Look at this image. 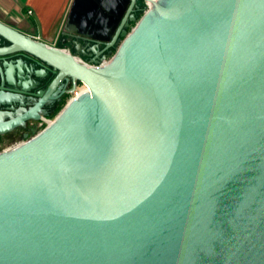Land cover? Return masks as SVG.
I'll return each mask as SVG.
<instances>
[{
    "label": "water",
    "instance_id": "1",
    "mask_svg": "<svg viewBox=\"0 0 264 264\" xmlns=\"http://www.w3.org/2000/svg\"><path fill=\"white\" fill-rule=\"evenodd\" d=\"M134 1L73 0L61 46L0 22V135L88 88L0 152V264H264V0Z\"/></svg>",
    "mask_w": 264,
    "mask_h": 264
},
{
    "label": "crops",
    "instance_id": "2",
    "mask_svg": "<svg viewBox=\"0 0 264 264\" xmlns=\"http://www.w3.org/2000/svg\"><path fill=\"white\" fill-rule=\"evenodd\" d=\"M73 0H0V14L10 15L23 33L61 46L60 31ZM28 10L31 13L28 14Z\"/></svg>",
    "mask_w": 264,
    "mask_h": 264
},
{
    "label": "flooded vegetation",
    "instance_id": "3",
    "mask_svg": "<svg viewBox=\"0 0 264 264\" xmlns=\"http://www.w3.org/2000/svg\"><path fill=\"white\" fill-rule=\"evenodd\" d=\"M133 8H132V13L134 14L135 18L136 15L142 11L143 9V5H142V0H136L133 3ZM0 22L3 24H6L14 29H18V31L23 32L17 24L14 23V21H12V18L10 17V15H1L0 14ZM134 24V22H129V28L131 27V25ZM128 30V28H127ZM7 41H5V39L0 37V47L7 45ZM69 48V47H68ZM71 49V48H69ZM112 51L115 50V47L113 46ZM19 59V60H18ZM82 59H85V57H82ZM5 64L7 65L8 68V73L6 76L0 77V97L3 99V102H0V109L2 110H8L11 112L16 111L19 107H25L26 103L28 102V96L27 95H23L21 93H18L17 90V86H16V78H15V72H14V66L16 64L20 65V68L23 70L27 65H29V62L26 60V58L24 57H16V56H12L10 55L7 60H5ZM39 71V74L43 75L45 78L48 77L47 76V69L43 68L41 66H36ZM42 72V73H41ZM23 77L25 76V74L23 73L22 75ZM25 79V77H24ZM47 85H43L40 86L39 88L44 89ZM20 96L21 98V105H19L18 102L14 101V97L16 96ZM65 94L60 95L58 98L54 99L52 101V104L50 106L47 107L48 110V114H50L51 112H53L54 110H56L60 105H61V101L62 99L65 97ZM33 122V121H32ZM32 122H28L27 126L24 128H15L12 131L6 133V134H2L0 135V137H4L5 139H9V140H13L17 141L20 139H24L23 135L27 134L28 137L33 134V127L34 124ZM11 142V143H12Z\"/></svg>",
    "mask_w": 264,
    "mask_h": 264
},
{
    "label": "built area",
    "instance_id": "4",
    "mask_svg": "<svg viewBox=\"0 0 264 264\" xmlns=\"http://www.w3.org/2000/svg\"><path fill=\"white\" fill-rule=\"evenodd\" d=\"M142 5H143L144 12L147 9H149L150 6H151V4H149L147 1H142ZM30 13H31V10H28V14H30ZM36 38L39 39V37H36ZM109 56H107L106 58H108ZM104 63H106L105 60L102 62V64H104ZM83 89H86V90L88 89V88H86L85 84H83V83L77 84L75 86L74 91L71 94H69V98L66 101H68L69 99L74 98V96L76 97L77 95H79L80 93H82V90ZM54 118H55L54 116L46 115V116H41V119L38 120V121H33L32 123L34 124V127H33V131L34 132L29 137L34 136L35 133L37 134L38 132H40V130L43 127H46L48 124H51L53 122ZM22 141H24V139H20V140L14 141V142L10 143L9 146H7L3 150H6V149H8L10 147H13L14 145H16V144H18V143H20Z\"/></svg>",
    "mask_w": 264,
    "mask_h": 264
},
{
    "label": "rangeland",
    "instance_id": "5",
    "mask_svg": "<svg viewBox=\"0 0 264 264\" xmlns=\"http://www.w3.org/2000/svg\"><path fill=\"white\" fill-rule=\"evenodd\" d=\"M144 13V10L142 9V11H140L137 15H136V18L138 19V17L141 15V14H143ZM134 24H132L131 26H133ZM69 98V95H66L63 99H62V101L60 102L61 103V105H60V108H59V110L56 112V113H58L60 110H61V107H63L66 103V100ZM56 113L55 114H53L52 116H54V115H56ZM49 115V114H48ZM13 141V140H12ZM11 140H7V139H5V136L4 137H0V152L1 151H3V149H5L7 146H9V144L12 142Z\"/></svg>",
    "mask_w": 264,
    "mask_h": 264
},
{
    "label": "trees",
    "instance_id": "6",
    "mask_svg": "<svg viewBox=\"0 0 264 264\" xmlns=\"http://www.w3.org/2000/svg\"><path fill=\"white\" fill-rule=\"evenodd\" d=\"M59 108H60V106H59L56 110H54L53 112H51V113L49 114V116H52L53 114H55V113L59 110Z\"/></svg>",
    "mask_w": 264,
    "mask_h": 264
},
{
    "label": "bare ground",
    "instance_id": "7",
    "mask_svg": "<svg viewBox=\"0 0 264 264\" xmlns=\"http://www.w3.org/2000/svg\"><path fill=\"white\" fill-rule=\"evenodd\" d=\"M151 1H153V0H147V2H148L149 4H151ZM84 91H86V89H83V90H82V92H84Z\"/></svg>",
    "mask_w": 264,
    "mask_h": 264
}]
</instances>
